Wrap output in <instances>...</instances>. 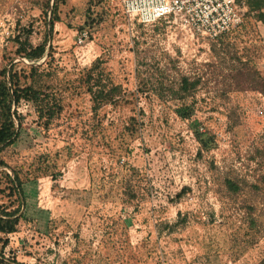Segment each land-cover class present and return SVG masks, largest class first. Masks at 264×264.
<instances>
[{
    "label": "rangeland",
    "instance_id": "1",
    "mask_svg": "<svg viewBox=\"0 0 264 264\" xmlns=\"http://www.w3.org/2000/svg\"><path fill=\"white\" fill-rule=\"evenodd\" d=\"M52 1L0 0V70L15 63L29 82L35 66L43 98L60 106L47 124L31 102L17 106L19 135L0 154V210L19 206L21 216L16 231L0 233L1 255L22 264H261L263 24L245 12L212 40L172 18L142 25L120 0H57L49 31ZM24 29L32 45L45 43L42 59L17 53ZM183 79L189 95L179 98ZM94 80L119 86L112 102L93 107ZM181 105L193 108L189 118L177 115ZM4 172L22 181V205Z\"/></svg>",
    "mask_w": 264,
    "mask_h": 264
},
{
    "label": "trees",
    "instance_id": "2",
    "mask_svg": "<svg viewBox=\"0 0 264 264\" xmlns=\"http://www.w3.org/2000/svg\"><path fill=\"white\" fill-rule=\"evenodd\" d=\"M246 5V13L251 15L256 21H259L264 26V0H244ZM51 12V17L49 19V31L53 28V24L57 19L56 8L57 0H53L51 5L47 6ZM234 30V29H233ZM232 31V30H231ZM230 32V31H229ZM227 32V33H229ZM221 34L215 39L221 38ZM21 34H24L23 40H20V37H17V53L25 57L29 62H35L42 59L46 53V45L44 42H41L37 45H32L29 41L30 31L24 29ZM22 70L16 68L15 63H9V65L4 66L0 70V154L3 148L12 144L19 135V129L21 127V114L17 110L18 104L22 101L31 102L36 109L37 117L44 120L47 124L54 117L55 113L60 108L59 104L52 102L49 104L48 100H45L42 96V92L38 86V72L35 66L29 67V82H24L20 80V75ZM187 80H182V86L176 90V95L179 98H184L189 95L186 88ZM118 85H111L107 87L105 84H102L100 81L94 80L91 86L89 87V92L91 94V99L93 102V107L97 108L102 104L110 103L113 101L114 93L118 92ZM176 113L182 119L189 118L193 113V108L190 105H181L176 109ZM194 135L196 139L202 144L203 147L208 146L207 136L205 133L201 132L198 128H194ZM7 164L2 159L0 155V166H6ZM5 173V172H4ZM5 175L8 177L11 187L18 195V200L20 205L23 204V194H22V181L17 174H14V177L11 178L7 173ZM228 187L234 191L238 190V186L232 182H227ZM184 192L180 190L176 196H180ZM19 206L13 210H0V233L7 235L16 231V226L19 222L20 216L17 215ZM6 240L4 239V243ZM264 263V258L261 264ZM0 264H22L18 262L14 257L11 259L4 258L0 253Z\"/></svg>",
    "mask_w": 264,
    "mask_h": 264
},
{
    "label": "built area",
    "instance_id": "3",
    "mask_svg": "<svg viewBox=\"0 0 264 264\" xmlns=\"http://www.w3.org/2000/svg\"><path fill=\"white\" fill-rule=\"evenodd\" d=\"M120 5L130 19L142 25L172 18L191 35L208 39L240 26L246 12L244 0H120Z\"/></svg>",
    "mask_w": 264,
    "mask_h": 264
}]
</instances>
